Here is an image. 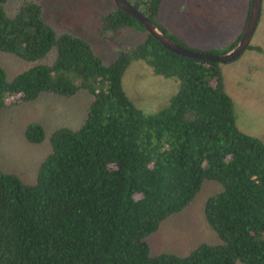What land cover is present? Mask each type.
Returning a JSON list of instances; mask_svg holds the SVG:
<instances>
[{"label": "trees", "instance_id": "obj_1", "mask_svg": "<svg viewBox=\"0 0 264 264\" xmlns=\"http://www.w3.org/2000/svg\"><path fill=\"white\" fill-rule=\"evenodd\" d=\"M127 1L186 48L156 21L163 0ZM5 4L0 54L31 67L11 80L0 67V112L43 96L89 100L75 128L25 127L26 143L49 145L33 184L0 170V264H264V143L238 129L221 64L170 53L115 6L101 35L136 28L146 38L105 64L89 43L46 23L35 1ZM134 60L178 82L157 113L144 114L122 89ZM205 183L217 186L202 204L217 242L185 255L154 251L147 240L191 208Z\"/></svg>", "mask_w": 264, "mask_h": 264}, {"label": "rangeland", "instance_id": "obj_2", "mask_svg": "<svg viewBox=\"0 0 264 264\" xmlns=\"http://www.w3.org/2000/svg\"><path fill=\"white\" fill-rule=\"evenodd\" d=\"M18 1L6 0L5 9L10 10ZM33 1L41 5L46 23L89 43L105 64L114 62L121 48L130 50L146 38V34L136 28L123 29L111 38L101 35V18L114 9L111 0ZM248 1L163 0L156 21L186 48L222 54L245 28ZM249 45L259 47L261 52L244 51L235 61L221 65V76L224 91L232 100L238 129L264 143V0ZM48 60L37 63L46 64ZM0 67L7 80H11L31 65L0 54ZM122 89L137 109L144 114H154L168 106L179 86L175 79L157 76L144 62L134 60L122 77ZM88 100L86 93L69 100L43 96L35 103L0 112V170L16 174L26 184H33L49 145L47 140L40 145L26 143L23 139L25 127L39 123L46 132L62 126L75 128L85 117ZM215 192V184L205 183L191 208L166 220L159 232L147 240L149 246L156 252L185 255L199 243L217 242L205 227L202 214L204 200Z\"/></svg>", "mask_w": 264, "mask_h": 264}, {"label": "water", "instance_id": "obj_3", "mask_svg": "<svg viewBox=\"0 0 264 264\" xmlns=\"http://www.w3.org/2000/svg\"><path fill=\"white\" fill-rule=\"evenodd\" d=\"M114 6L121 12L129 15L145 32L157 41L163 48L179 57L215 62L221 65L238 59L249 46L261 14L262 0H250L245 28L236 44L227 52L222 54H211L186 49L172 42L158 27L152 23L142 12L135 8L127 0H111Z\"/></svg>", "mask_w": 264, "mask_h": 264}, {"label": "crops", "instance_id": "obj_4", "mask_svg": "<svg viewBox=\"0 0 264 264\" xmlns=\"http://www.w3.org/2000/svg\"><path fill=\"white\" fill-rule=\"evenodd\" d=\"M248 3H249V5H250V1H248ZM247 10H248V8H247ZM249 11V10H248ZM246 15H247V13H246ZM246 17V16H245ZM243 28H244V22H243V26H242V30H243Z\"/></svg>", "mask_w": 264, "mask_h": 264}]
</instances>
